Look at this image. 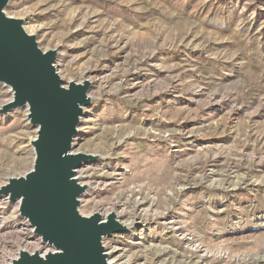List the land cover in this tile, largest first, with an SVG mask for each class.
<instances>
[{"label": "rangeland", "instance_id": "rangeland-1", "mask_svg": "<svg viewBox=\"0 0 264 264\" xmlns=\"http://www.w3.org/2000/svg\"><path fill=\"white\" fill-rule=\"evenodd\" d=\"M5 12L57 50L65 84L92 82L72 147L96 155L79 168L92 184L79 208L134 221L103 238L108 257L264 264V0H10ZM13 96L0 82V187L35 158L28 107L3 112ZM17 203L0 197V264L41 238Z\"/></svg>", "mask_w": 264, "mask_h": 264}, {"label": "water", "instance_id": "water-1", "mask_svg": "<svg viewBox=\"0 0 264 264\" xmlns=\"http://www.w3.org/2000/svg\"><path fill=\"white\" fill-rule=\"evenodd\" d=\"M10 0H0V82L11 86L14 96L3 112L28 106L30 122L37 127L31 143L33 167L12 176L0 194L20 203V214L34 232L54 250L20 249L13 264H113L108 261L103 238L124 232L118 214L111 210L85 215L80 211L87 186L75 177L77 170L96 155L72 150L85 106L91 103V80L67 84L55 65L57 50H43L22 18L5 12Z\"/></svg>", "mask_w": 264, "mask_h": 264}, {"label": "bare ground", "instance_id": "bare-ground-1", "mask_svg": "<svg viewBox=\"0 0 264 264\" xmlns=\"http://www.w3.org/2000/svg\"><path fill=\"white\" fill-rule=\"evenodd\" d=\"M64 79V77H62ZM71 81V80H70ZM28 107V106H27ZM75 177L78 179V181L81 183V184H84L87 186V191L88 189H90L92 187V184L88 181V182H85V180L83 181L84 178L87 177L86 174L82 173L80 169L77 170L76 172V175ZM0 197H4L8 200V197L4 196V195H1L0 194ZM5 202V201H4ZM9 202V201H8ZM18 206L20 205V203L18 202L17 203ZM16 212V211H15ZM119 217V216H118ZM120 218V217H119ZM26 219V218H25ZM27 220V219H26ZM28 221V220H27ZM123 222V221H122ZM26 224V223H25ZM24 224V225H25ZM123 224H125L126 226L130 227V228H133L134 227V221L133 220H128V221H125L123 222ZM25 229H31L30 231H32V227L31 225H28V226H25ZM105 237V236H104ZM39 243L38 245H36L35 248H33L32 251L30 252H34V251H39L42 255H44L46 252L50 251V250H54V248H47L45 249V242L42 241V239H38ZM44 243V244H43ZM47 244V243H46ZM28 246V244H27ZM23 249H26L25 247ZM152 251H153V254H152V258H151V263L149 264H176L175 262V258H164V256L167 254L166 251L164 249H154L152 248ZM14 259V257H11L10 258V262L9 263H6V264H12V260ZM108 261L109 263H113V264H132V258L130 256L126 257L124 255H120L116 258H113V257H108ZM139 264V263H138ZM141 264V263H140ZM147 264V263H146Z\"/></svg>", "mask_w": 264, "mask_h": 264}]
</instances>
